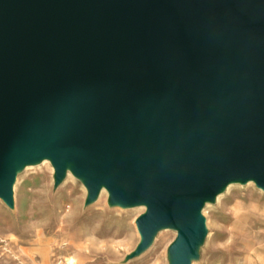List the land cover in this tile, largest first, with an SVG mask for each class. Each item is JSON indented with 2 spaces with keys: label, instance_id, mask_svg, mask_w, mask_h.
I'll use <instances>...</instances> for the list:
<instances>
[{
  "label": "water",
  "instance_id": "obj_1",
  "mask_svg": "<svg viewBox=\"0 0 264 264\" xmlns=\"http://www.w3.org/2000/svg\"><path fill=\"white\" fill-rule=\"evenodd\" d=\"M43 159L86 203L144 205L190 264L201 208L229 183L264 190V0H0V199Z\"/></svg>",
  "mask_w": 264,
  "mask_h": 264
},
{
  "label": "rangeland",
  "instance_id": "obj_2",
  "mask_svg": "<svg viewBox=\"0 0 264 264\" xmlns=\"http://www.w3.org/2000/svg\"><path fill=\"white\" fill-rule=\"evenodd\" d=\"M259 188V187H258ZM234 182L203 204L205 235L190 264H264V191ZM83 180L69 172L55 184L49 161L26 165L12 184L13 206L0 200V264H170L173 228L140 241L142 206L108 202L101 190L86 203Z\"/></svg>",
  "mask_w": 264,
  "mask_h": 264
},
{
  "label": "bare ground",
  "instance_id": "obj_3",
  "mask_svg": "<svg viewBox=\"0 0 264 264\" xmlns=\"http://www.w3.org/2000/svg\"><path fill=\"white\" fill-rule=\"evenodd\" d=\"M44 160L49 161L48 159H43L42 161H44ZM67 172H69L72 176L76 177V176L72 173V171L70 170L69 167H67V169H66V173H65V174H67ZM248 182H252V183L255 185V183H254L252 180L247 181V183H248ZM230 184H233V183H229L228 185H230ZM228 185H226V187H227ZM226 187H225V188H226ZM257 188H258V187H257ZM102 189L105 190V191L107 192L106 188H104V186H102V187L100 188L99 192H98V195H99V193H100V191H101ZM258 189L262 190L261 188H258ZM262 191H264V190H262ZM219 194H220V193H219ZM219 194H217V195H219ZM107 195H108V192H107ZM217 195H216V196H217ZM97 197H98V196H97ZM0 200H1V199H0ZM137 206H142V207H144V205H137ZM137 206H134V207H137ZM144 208H145V207H144ZM163 229H168V228H161V229H159L158 231L163 230Z\"/></svg>",
  "mask_w": 264,
  "mask_h": 264
}]
</instances>
